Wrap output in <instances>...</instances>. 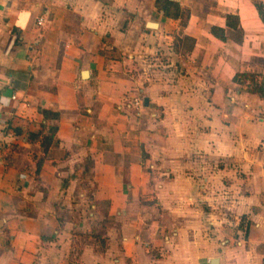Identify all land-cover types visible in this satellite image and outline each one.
Returning a JSON list of instances; mask_svg holds the SVG:
<instances>
[{
    "label": "crops",
    "instance_id": "obj_1",
    "mask_svg": "<svg viewBox=\"0 0 264 264\" xmlns=\"http://www.w3.org/2000/svg\"><path fill=\"white\" fill-rule=\"evenodd\" d=\"M175 1L0 0V264H264V0Z\"/></svg>",
    "mask_w": 264,
    "mask_h": 264
},
{
    "label": "trees",
    "instance_id": "obj_2",
    "mask_svg": "<svg viewBox=\"0 0 264 264\" xmlns=\"http://www.w3.org/2000/svg\"><path fill=\"white\" fill-rule=\"evenodd\" d=\"M256 7L259 11L260 17L264 21V5L263 3L256 2ZM158 7L164 11L165 15L173 18H182L184 24L187 22L189 17V12L187 10H182L180 4L175 0H157ZM239 18L235 15H228L227 25L229 27L237 28L239 26ZM212 33L218 38L225 40L226 32L224 29L213 27ZM234 80L241 85L247 86V90L256 94L261 98H264V75H258L255 73H239L236 74ZM42 113L46 118L53 116L58 119V113H52L47 110H42ZM55 132V128L52 129Z\"/></svg>",
    "mask_w": 264,
    "mask_h": 264
},
{
    "label": "built area",
    "instance_id": "obj_3",
    "mask_svg": "<svg viewBox=\"0 0 264 264\" xmlns=\"http://www.w3.org/2000/svg\"><path fill=\"white\" fill-rule=\"evenodd\" d=\"M39 24H42V20L39 21ZM14 98H16V97L14 96ZM135 104L138 105V106H141L142 105V100H136Z\"/></svg>",
    "mask_w": 264,
    "mask_h": 264
},
{
    "label": "rangeland",
    "instance_id": "obj_4",
    "mask_svg": "<svg viewBox=\"0 0 264 264\" xmlns=\"http://www.w3.org/2000/svg\"><path fill=\"white\" fill-rule=\"evenodd\" d=\"M241 231H242V235H245L246 236V232H247L246 227H242L241 228Z\"/></svg>",
    "mask_w": 264,
    "mask_h": 264
},
{
    "label": "water",
    "instance_id": "obj_5",
    "mask_svg": "<svg viewBox=\"0 0 264 264\" xmlns=\"http://www.w3.org/2000/svg\"><path fill=\"white\" fill-rule=\"evenodd\" d=\"M145 101H146V103H147V102H148V99H146ZM214 261H217V259H214Z\"/></svg>",
    "mask_w": 264,
    "mask_h": 264
}]
</instances>
